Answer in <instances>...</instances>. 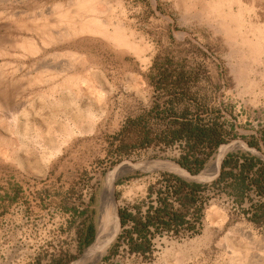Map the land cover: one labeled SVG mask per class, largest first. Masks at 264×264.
Segmentation results:
<instances>
[{
  "label": "rangeland",
  "instance_id": "1",
  "mask_svg": "<svg viewBox=\"0 0 264 264\" xmlns=\"http://www.w3.org/2000/svg\"><path fill=\"white\" fill-rule=\"evenodd\" d=\"M262 205L264 0H0V264H264Z\"/></svg>",
  "mask_w": 264,
  "mask_h": 264
},
{
  "label": "bare ground",
  "instance_id": "2",
  "mask_svg": "<svg viewBox=\"0 0 264 264\" xmlns=\"http://www.w3.org/2000/svg\"><path fill=\"white\" fill-rule=\"evenodd\" d=\"M84 7L83 6H80V9H83ZM61 10V9H60ZM67 11V10H66ZM58 12V11H57ZM61 15V19L65 20L66 21V24H67V28L71 31H78L79 33H87V34H91V35H98V36H101L103 37L105 40H111L113 43H115L116 45H124L125 44V40L123 38L122 35H120V33H117V31H114V32H108L107 30V27H103V26H100V25H97L96 22H95V19H91L87 22H84L82 23L79 27H77L75 25V23H73L71 20L72 19H69L68 18V13H62V11H59V13ZM73 23V24H72ZM109 194V193H108ZM105 208L107 209V205L105 206ZM110 208V207H109ZM102 209V208H101ZM105 211V210H104ZM103 212V211H102ZM111 212V211H110ZM113 212V210H112ZM102 214V213H101ZM110 214V213H109ZM101 217V216H100ZM112 218V217H111ZM115 218V217H114ZM109 219H110V215L103 213V217H101V222H100V231L98 233V237H97V240H96V243L94 245V247L92 248L93 251L95 252L96 250V253L93 254V258L94 259H98V257H96L98 254V252L101 250L99 249L101 246H103V243H106V239L107 237H109L107 234H108V226H109ZM111 220V219H110ZM114 220V219H113ZM109 221V222H108ZM113 222V221H112ZM111 223V222H110ZM114 224V222H113ZM116 224V223H115ZM112 225V224H111ZM111 230V229H110ZM116 231V229H115ZM110 233V232H109ZM113 233V232H111ZM110 235V234H109ZM113 237V236H112ZM109 241V240H108ZM107 241V242H108ZM110 243V242H109ZM108 245V244H106ZM105 245V246H106ZM104 247V246H103ZM105 250V248H104ZM102 251V250H101ZM104 252V251H103ZM102 253V252H100ZM100 256V255H99ZM93 258L89 259V263L93 261H90L92 260ZM100 258V257H99ZM93 259V260H94ZM99 260V259H98ZM87 262V259L85 260ZM96 261V260H95ZM94 261V262H95ZM82 264V263H81ZM84 264H87L84 262Z\"/></svg>",
  "mask_w": 264,
  "mask_h": 264
},
{
  "label": "trees",
  "instance_id": "3",
  "mask_svg": "<svg viewBox=\"0 0 264 264\" xmlns=\"http://www.w3.org/2000/svg\"><path fill=\"white\" fill-rule=\"evenodd\" d=\"M189 125L188 124H183L181 126V130L174 132V135H180L183 134L184 132L190 133L192 136L190 138H194L197 139L198 142H202L203 140H209L211 143L215 142L216 139V130L214 129H208V130H204L198 127H194L192 129H188ZM215 143H218L217 141ZM249 168H251V165H249ZM258 182V180L256 181V183ZM189 186V185H188ZM191 187V186H190ZM195 187V186H192ZM260 211H262V213L264 214V205H262ZM92 238V229L91 227H89L88 233H87V240L85 241V243L88 244V242H90Z\"/></svg>",
  "mask_w": 264,
  "mask_h": 264
},
{
  "label": "water",
  "instance_id": "4",
  "mask_svg": "<svg viewBox=\"0 0 264 264\" xmlns=\"http://www.w3.org/2000/svg\"><path fill=\"white\" fill-rule=\"evenodd\" d=\"M176 172V173H178V174H180V175H183V176H185V177H187V178H192V176L190 175L191 173L189 172V171H187V170H184V169H174L173 170V172ZM195 179H198L199 181H203V179L202 178H199V177H194ZM84 258V257H83ZM82 258V259H83Z\"/></svg>",
  "mask_w": 264,
  "mask_h": 264
}]
</instances>
